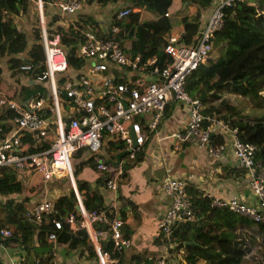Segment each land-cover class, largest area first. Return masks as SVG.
Masks as SVG:
<instances>
[{
    "label": "built area",
    "instance_id": "built-area-1",
    "mask_svg": "<svg viewBox=\"0 0 264 264\" xmlns=\"http://www.w3.org/2000/svg\"><path fill=\"white\" fill-rule=\"evenodd\" d=\"M51 1L61 12L71 14L89 0ZM234 1L221 0L213 8L193 43H180L174 36H168L163 51L170 56V61L163 65L156 64L153 55L142 57L139 53H126L119 39L85 30L84 40L77 44L75 54L84 60L94 58V61L82 73L61 77L59 74L68 69L64 50L56 34H46L41 1L36 0L43 52V68L36 79L43 81L44 85L19 100L0 95V105L11 109L10 120L14 126L11 133L0 138V169L10 167L15 175L37 173L43 180L59 173L67 175L75 191V204L78 207L74 211H67L63 219L72 233L79 228L86 232L94 252L92 264L116 263L118 256H111L110 250L103 244H109L111 251L119 253L128 248L130 239L122 232L121 216L108 218L103 209L86 210L83 207L72 176L71 158L76 150L84 148L85 154L92 156L95 168L104 173V187L115 193L123 171V161L106 163L98 156L103 140L113 138L121 142L123 149L129 148L125 155L126 161L134 158L146 137L157 129L164 108L170 101L185 106L187 112L185 124L172 133L177 141L175 147L182 142L196 143L205 147L208 156L216 158L222 152L223 144L211 143L210 137L216 132H229L235 163L244 170L247 186L257 198V203L252 204L234 194L215 196L208 197L210 204L255 221H264V167L255 158L256 145L242 141L236 127L227 126L215 114L202 113L201 102L190 96L183 87L185 76L198 63L215 58L219 45H212V35L222 24V7ZM124 13L125 10H119L117 15ZM167 14L168 11H164V15ZM258 14L264 18V10ZM111 30L115 31L116 26H111ZM110 64L125 70L121 78L116 79L108 74L111 71ZM28 66L27 63L20 65L22 68ZM27 131L34 134L38 143L45 140L43 135L46 132H51L47 147L35 151L24 149L20 137L22 132ZM130 132L134 134V147H131ZM159 185L167 194L168 201L157 222V229L158 234L166 237L167 243L161 244L162 250L155 263L188 264L182 259L181 247L170 251L175 243L169 240L178 222L196 219L184 189L186 181L166 172ZM115 199V196L111 198L112 203ZM57 215L50 199L34 202L25 212V216L35 226L45 223L51 225L45 232L51 255L54 254V246L60 242L57 240V230L61 219ZM94 222H101L105 226L95 227ZM0 234L9 236L11 230L0 226ZM41 258L35 255L31 263L38 264ZM51 262L59 264L55 260Z\"/></svg>",
    "mask_w": 264,
    "mask_h": 264
},
{
    "label": "trees",
    "instance_id": "trees-1",
    "mask_svg": "<svg viewBox=\"0 0 264 264\" xmlns=\"http://www.w3.org/2000/svg\"><path fill=\"white\" fill-rule=\"evenodd\" d=\"M30 1L0 0V49L5 55L10 75L22 72L31 78H36L43 68L39 28L33 29V42L28 46L26 34L16 28L10 16L12 13L25 12ZM40 1L43 9L45 3L50 0ZM127 1L128 4L117 8L111 14L102 36L120 39L123 50L128 54L139 53L142 57L153 55L155 63L159 65L169 62L170 56L163 51V46L166 43L164 35L170 27L164 11L170 4V0ZM184 1L196 5V11L189 18L190 20L183 19L185 25L193 27L198 22L199 8L209 4L210 0ZM133 8L150 10L156 18L138 21L137 13L132 10ZM119 10H125V13L118 16ZM262 10H264V0H235L231 5L223 6L222 24L212 35L213 46L222 44L219 54L214 59H206L198 63L185 76L183 87L190 96L198 98L201 102L202 113L215 114L227 126L236 127L238 137L242 141L256 145L255 158L264 167V93H259L264 89V18L258 14ZM54 19L55 17L46 24V34L48 36L57 35L58 42L64 50L67 66L72 69L80 68L84 59L75 54V49L77 44L84 40L85 21L78 22L76 20L73 21V24H55L50 27ZM114 25L116 26L115 31L111 30V26ZM127 39L129 42H125ZM22 63H27L29 66L22 68L20 67ZM25 88L22 87V90ZM37 88H41V86L25 89L26 97ZM236 94L246 96L252 99L256 105L263 106L262 112L256 116L242 112L234 103ZM59 95L61 96V94ZM168 104L164 108L162 117L167 115ZM10 115L12 112L8 109L7 116ZM214 135H211L210 141L212 143L221 142V139L212 141ZM20 139L27 151L47 147V143H38L34 134L28 131L22 132ZM106 141L110 145L109 148H106L107 152L123 148L121 142L113 144L112 138H108ZM260 145L262 147L259 149ZM138 152L141 154L140 151ZM80 154H85L84 148L76 150L73 156ZM140 154L137 158L141 156ZM83 164L95 167V162L91 155L85 154L78 164L72 166V175L81 203L86 210H106L99 189L104 187L105 179L99 176L93 183H90L77 178V173ZM123 174L124 170L120 177ZM184 189L196 219L178 222L174 226L169 240L175 245L174 248H170V251L181 247L182 259L188 264H246L247 258L264 264V221H255L226 208L211 205L208 197L202 196L190 185L186 184ZM20 192L21 184L16 179L13 169L10 167L1 168L0 195L10 194L11 196L0 202V217L8 218V223L5 224L12 226L13 229L9 236L0 234V242L8 244L11 241L20 240L24 246L30 247L34 244L31 240L34 234L37 244L31 247L34 248V254L37 255L39 250L37 248L45 244V232L51 225L48 223L35 226L32 221L23 217L26 212L23 206L24 198L16 197V194ZM119 197L124 204H129L133 208V203L130 200L123 199L122 196ZM75 202L74 190L70 186L67 193L56 198L54 205L64 208L65 212L74 211ZM118 212L123 217L121 206ZM106 213L108 218L112 216L110 213ZM57 217L61 219L60 228L57 230V240L65 244V249L71 252L82 251L87 258L93 256L94 252L84 229L79 228L77 233H72L63 217L60 215ZM3 223L0 218V226L5 225ZM94 225L95 227L105 226L101 222H94ZM251 226L256 227L255 234L250 231ZM188 240H193L194 243L185 244L184 242ZM155 241L160 244L167 243L166 237H162L158 233ZM103 245L110 250L111 256H118L117 262L113 264H123V251L113 252L108 247L109 244L104 243ZM250 249H254V252H249L246 256L245 254ZM144 253L131 255L132 261L156 264L157 255ZM38 264H52L50 255L42 256Z\"/></svg>",
    "mask_w": 264,
    "mask_h": 264
},
{
    "label": "crops",
    "instance_id": "crops-1",
    "mask_svg": "<svg viewBox=\"0 0 264 264\" xmlns=\"http://www.w3.org/2000/svg\"><path fill=\"white\" fill-rule=\"evenodd\" d=\"M220 1L221 0H210L209 4L200 7L198 22L192 27V25H185L183 19L186 18V20H190L189 18L196 11V5L184 0H170V4L166 9V11H168L166 17L170 27L168 32L164 35L165 39L168 36H174L177 42L184 44L193 43L197 38L199 28L207 20L213 8H215ZM125 4H128L127 0H89L84 2L75 12L67 14L58 10L50 0L45 3L43 9L41 6L43 25L46 27V24L50 22L53 17H55V19L50 27L55 24L67 25L69 23L73 24V21L76 20L78 22L84 20L86 26L85 30L91 31L95 35L102 36L106 30L111 14L117 8ZM132 10L137 13L138 21L156 18L155 14L150 10L144 8H133ZM10 16L16 28L26 34L27 45L29 46L31 42H33V29L38 27L40 30L36 0H31L29 2L25 12L19 14L12 13ZM125 42H129V40L127 39ZM218 48L219 46L216 47V50H218ZM93 61L94 58L88 57L84 60L80 68L72 69L68 67L67 70L59 75L62 77L74 74L75 72L82 73L86 71L87 67ZM6 65L5 55L0 49V95L19 100L26 97L25 89L38 86L43 87V81L36 78H28L26 74L22 72L10 75ZM109 66L111 71L108 74L116 79L119 77L121 78L125 73L123 68H117L111 64ZM22 87L26 88L22 90ZM168 106L169 109H167L168 111L166 110L167 115L165 117L161 115L160 121L157 124V129L150 132L142 144L139 150L141 154L137 152L134 158L127 161L125 157L122 159L124 174L119 178L115 193L105 187L99 188L103 197V204L106 208L104 211L110 213L112 216H121L118 212L119 207L121 206V210H123V217H121L123 220L122 232L130 239L128 248L123 251V264H142V262L132 261L131 255L135 256L138 254H145L144 252H146L148 254H155L158 257L161 253L162 246L155 240L158 233L157 222L168 201L167 194L161 190L159 185L162 176L166 172L184 179L187 185L197 190L202 196L227 197L234 194L245 202L252 204L257 203L256 196L247 186L244 170L239 168L235 163V158L230 147L229 132L214 133L215 135L212 141L221 139L220 141L223 144V150L216 158L208 156L205 147L196 143L182 142L179 146L175 147L177 141L172 133L181 129L185 124L187 112L185 106L173 101H170ZM8 109L9 108L5 105H0V138L4 137L5 134L11 133L14 128L10 120L11 115L7 116ZM50 134L52 133L46 132L43 135L45 139L43 142L47 143V140L51 137ZM107 139L108 138H105V140H103L102 146L98 150V156L106 163L114 164L112 162L115 159L116 152L123 148H117L111 150V152H107L106 148L110 147L106 141ZM113 141V144L119 142L116 140ZM139 154L141 156L137 158ZM84 156L85 154L73 156L71 158L72 166L78 164ZM15 176L21 184V192L16 194V197L24 198L23 206L26 211L31 208L34 202L50 199L51 202H53L57 214L61 217L64 216L66 213L64 208L55 206L54 202L58 196L67 193L71 186L68 178L66 179V174L59 173L45 180L37 173L16 174ZM99 176L104 178V173H101L97 168L91 167L88 164H83L77 173V178L87 180L90 183H93ZM9 196L11 195H0V202H3ZM113 196H115L116 199L112 203L111 198ZM119 196H122L123 199L130 200L133 203V208L129 204H124ZM23 217L28 220L25 214ZM0 218L1 221L3 220V224L8 223V218H2V216ZM1 226L9 228L10 230L13 229L12 226L10 227L7 224ZM251 227L249 229H251ZM251 232L253 234L256 233V231ZM75 233H77V231ZM31 240L34 242L31 246L37 244L35 243L36 239L34 234ZM31 246H24L20 240L11 241L8 244L0 242V264H31L32 257L35 256L34 248ZM37 249H39L37 255H50L51 261L55 260L59 264L94 263L93 256L87 258L82 251H68L65 249V244L63 242H59L54 246L55 251L53 255L49 253V244L46 240L45 244L38 246Z\"/></svg>",
    "mask_w": 264,
    "mask_h": 264
},
{
    "label": "rangeland",
    "instance_id": "rangeland-1",
    "mask_svg": "<svg viewBox=\"0 0 264 264\" xmlns=\"http://www.w3.org/2000/svg\"><path fill=\"white\" fill-rule=\"evenodd\" d=\"M220 47L221 45H219V49ZM219 49L216 51V56L219 54ZM26 77L31 78L27 74ZM234 103L242 112L247 113L250 116H256L260 114L263 110V106L256 105L252 99H249L248 97L242 95H235ZM250 231L255 232L256 227L252 226ZM249 252H254V249H250L245 255L247 256ZM246 264H263V263L252 261L250 258H247Z\"/></svg>",
    "mask_w": 264,
    "mask_h": 264
},
{
    "label": "water",
    "instance_id": "water-1",
    "mask_svg": "<svg viewBox=\"0 0 264 264\" xmlns=\"http://www.w3.org/2000/svg\"><path fill=\"white\" fill-rule=\"evenodd\" d=\"M263 92H264V89L259 91L260 94H262ZM130 136L132 138L131 147H134L136 145V143L134 141V134L132 132H130ZM262 145L259 146V149L262 147ZM128 151H129V148L122 149V150L116 152L115 159H114V161L112 163L117 164L119 161H122V159H124V157H125L126 153H128ZM77 207H78V204H75V208H77ZM184 243L185 244H190V243H194V241L193 240H188V241H185Z\"/></svg>",
    "mask_w": 264,
    "mask_h": 264
},
{
    "label": "clouds",
    "instance_id": "clouds-1",
    "mask_svg": "<svg viewBox=\"0 0 264 264\" xmlns=\"http://www.w3.org/2000/svg\"><path fill=\"white\" fill-rule=\"evenodd\" d=\"M212 143V142H211Z\"/></svg>",
    "mask_w": 264,
    "mask_h": 264
}]
</instances>
